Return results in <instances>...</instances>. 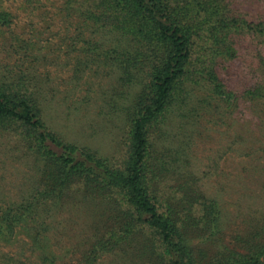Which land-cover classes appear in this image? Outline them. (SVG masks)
I'll use <instances>...</instances> for the list:
<instances>
[{"label": "rangeland", "instance_id": "rangeland-1", "mask_svg": "<svg viewBox=\"0 0 264 264\" xmlns=\"http://www.w3.org/2000/svg\"><path fill=\"white\" fill-rule=\"evenodd\" d=\"M218 1L244 22L264 20V0ZM99 2L0 0L11 15L0 26V87L35 100L58 141H46L55 155L74 147L119 165L147 62L132 65L144 48L132 34L89 17L101 12ZM231 39L233 57L212 62L221 92L196 77L197 60L207 57L199 47L151 137L150 179L176 212L188 211L180 187L217 207L216 234L188 237L198 264L264 244V36L245 29ZM50 168L24 129L0 125V216L30 210L1 237L0 264L151 262L139 251L148 231L125 224V207L89 198L81 182L56 201L45 194Z\"/></svg>", "mask_w": 264, "mask_h": 264}, {"label": "trees", "instance_id": "trees-1", "mask_svg": "<svg viewBox=\"0 0 264 264\" xmlns=\"http://www.w3.org/2000/svg\"><path fill=\"white\" fill-rule=\"evenodd\" d=\"M98 5L100 15L89 17L132 34L144 46L141 55L133 57L132 65L147 62L145 87L135 99L126 157L119 165H108L89 153L77 154L74 147L68 148L64 155H55L46 141L56 144L58 141L42 123L35 100L14 87H0V125L7 123L24 129L33 138L38 152L49 158L51 168L44 170L49 180V191L45 194L59 201L72 184L81 182L78 184L84 195L94 200L117 201L119 207L126 208L122 217L125 224L131 229L140 227L148 231L139 251L144 256L153 255L149 264H198L188 237L193 232L216 234L217 207L203 196L195 197L180 187L188 211L176 212L150 179L151 137L169 111L197 49L207 51V57L197 60L202 67L201 71L196 69L197 79L221 92L212 62L217 55L222 59L233 57L231 37L235 33L247 29L264 36V20L258 24L244 22L218 0H100ZM108 11L110 14L106 15ZM9 19L10 13L0 10V26L9 24ZM196 208L199 214L195 215ZM8 211L11 213L0 216V239L15 232L17 222H22L30 212ZM257 248L247 254L230 251L217 264H263L264 244H258Z\"/></svg>", "mask_w": 264, "mask_h": 264}]
</instances>
